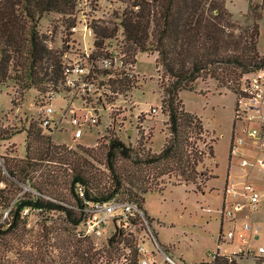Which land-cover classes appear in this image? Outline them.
I'll return each instance as SVG.
<instances>
[{"label":"trees","instance_id":"trees-1","mask_svg":"<svg viewBox=\"0 0 264 264\" xmlns=\"http://www.w3.org/2000/svg\"><path fill=\"white\" fill-rule=\"evenodd\" d=\"M76 5V0H0V86L11 79L12 72L24 90L46 92L63 86V52L48 46L39 32V23L45 15L55 13L65 17L71 28L75 26ZM250 6L246 17L249 23L241 27L227 9L226 0H128L127 9L116 17L118 23L93 25L97 51H103L107 41L116 39L122 28L124 52L133 61L138 53L158 54L157 62L168 79L163 105L169 113L170 139L157 156L147 154L133 161L132 148L113 134L105 148L106 166L114 180L100 189L92 187L88 161L59 151L65 150L62 145L53 144L51 135L40 124L30 123L25 158L3 156L0 166V182L5 184L0 187V211H5L0 215V264H103L105 254L111 258V253L98 250L76 228L88 217L86 202L116 200L126 187L129 181L118 173V162H131L137 168L143 164L162 167L168 172L163 174L173 175L180 185L199 182L203 174L197 168L207 153L198 143L206 130L199 117L181 107L179 93L194 91L199 80H213L219 87L238 91L244 76L264 69V57L258 51L262 6ZM231 83L238 85L234 88ZM115 84L123 85L122 93L134 87L127 80H113L111 85ZM13 136L15 133L0 126V140L8 141ZM208 151L213 158V146ZM59 161L73 172L69 185L73 203L59 195L55 174H47L49 167ZM37 173L42 175L40 180L35 177ZM22 185L30 192L19 196ZM142 185L135 187L137 193L131 192L130 197L144 212L145 196L158 188ZM35 212L42 221L31 226L30 217ZM53 213L63 216L60 223L50 216ZM123 235L124 231L119 230L109 240V247ZM133 264H137L136 255ZM211 264L237 262L217 257Z\"/></svg>","mask_w":264,"mask_h":264},{"label":"rangeland","instance_id":"rangeland-1","mask_svg":"<svg viewBox=\"0 0 264 264\" xmlns=\"http://www.w3.org/2000/svg\"><path fill=\"white\" fill-rule=\"evenodd\" d=\"M252 3L262 6L259 10L263 17L259 21L258 51L264 57V0H226V7L233 14L236 23L246 27L249 23L246 17H249L247 15L250 14ZM76 4L73 15L75 26L87 23L94 31L95 24L108 22L112 26V23H118L119 19L116 17L127 9L128 0H76ZM39 32L45 37L51 49L63 52V59L64 55L71 51H97L94 46L95 34L94 37H90L81 30L72 32V27H67L66 18L55 13L47 14L42 18ZM124 44L123 29L120 28L116 39L107 41L103 51H116L124 54L127 61H133L124 52L126 51ZM157 59V53L137 54L133 61L137 65L135 79L130 81L134 87L129 92H121L123 95L117 97L119 102L108 99V104L116 103L118 107L111 111L107 109L100 124L87 129L82 139L75 141L63 133L50 134L53 144L62 145L61 147L65 149L59 151L71 158L80 157L82 162L88 161L91 164L90 167H86L93 178V188L99 186L103 189L113 183V174L106 166L105 148L111 136L116 135L132 148L133 161L144 159L147 154L157 156L170 139L167 126L169 113L163 105V99L167 97L165 90L168 79L164 76ZM10 75L11 79L0 86V126L9 129L15 133V136L8 141L0 140V157L24 159L30 123L39 126L40 107L44 104L46 96L51 92L62 94L65 89L60 84L58 89L50 88L46 92L37 89L24 90L13 79L15 73L12 72ZM101 77L100 79H109L107 75ZM118 80L124 81L120 78ZM231 85L235 88L238 84L231 83ZM122 86L111 85V89L120 91ZM235 92L232 89L219 87L216 81L199 80L194 91L185 90L179 93L181 107L184 106L185 111L199 117L206 130L203 141L198 143V147L207 155L198 165L197 169L203 175L197 184L180 185L173 175L163 174L168 173L167 170L162 171V167L158 168L156 165L143 164L137 168L131 162H118L120 169L118 173L129 182L126 183L125 191L120 193L117 201L131 202L130 193H137L135 187L140 186L142 182V188L157 186L155 189L158 188V191L148 193L142 206L150 224L147 225L145 222L125 224L115 220L105 225L101 235L88 237L98 250L105 249L107 253H111L112 256L108 255L111 258H107L105 254L103 264L107 260L109 264H133L136 255L134 249L140 243H145L150 248H154V243L159 246L160 252L168 255L177 264L212 262L211 255L217 252L221 228L226 233L234 228L231 223L226 222L222 225L218 212L223 203L227 174L230 171L233 181L237 183H242L246 179L245 173L240 169V159L234 158L231 163L229 162V147L234 128ZM123 100L129 102L122 103ZM53 104L58 108L63 105L60 99ZM154 108L157 109V113L152 112ZM239 129L238 126L237 130ZM211 146L215 151L213 158L208 156V147ZM60 162L63 161L50 166L47 174H55L59 195L73 203L69 193L73 172L68 165ZM82 162L80 164L83 165ZM2 163L0 162V166ZM35 177H39L40 180L42 175L37 173ZM253 178L259 189L264 190L262 182L264 175L256 171L253 173ZM130 182L132 184H129ZM0 187H5V184L0 182ZM22 188L19 196L30 192L28 187L22 185ZM3 214L5 211H0V215ZM50 216L58 223L63 219L59 213ZM41 221L42 217L37 212L30 217L31 226H36ZM249 222L254 227H258L259 239H254L250 232H242L250 241V247L257 252L259 247L264 248V199L259 212L250 217ZM236 227L241 230V220L237 221ZM121 229L124 231L123 237L118 236L113 246L109 247V240ZM76 232L87 237L83 233V224L76 228ZM170 248L173 250H169ZM223 249L229 250V247L225 246ZM240 260L241 264H254L255 261L256 264H264L262 258Z\"/></svg>","mask_w":264,"mask_h":264},{"label":"built area","instance_id":"built-area-1","mask_svg":"<svg viewBox=\"0 0 264 264\" xmlns=\"http://www.w3.org/2000/svg\"><path fill=\"white\" fill-rule=\"evenodd\" d=\"M80 30L94 37V31L87 23L72 27V32ZM136 66V62L127 61L124 54L116 51L66 53L63 59L65 90L62 94L51 92L46 96L44 104L40 107V126L48 134L57 132L69 135L75 141L82 139L87 129L100 124L107 109L111 111L118 107L116 103L108 104V99L119 102L117 97L123 95L119 90L111 89V80L118 78L134 80ZM101 75H107L109 79H100ZM234 95L235 124L229 147V162L231 163L234 158L240 159V169L245 173L246 179L242 183H237L231 182V177H228L223 203L218 212L221 222L231 223L234 228L227 233L222 231L219 242L236 248L231 250L229 255L214 253L211 255L212 262L217 257L228 258L230 262L242 258L259 259L264 254L263 247H259L255 252L243 233L250 232L254 239L259 237L258 227H254L249 218L259 212L264 199V190L259 189L253 178L256 171L264 175V69L244 76L241 86ZM58 99L63 103L59 108L53 104ZM152 112L157 113V109L154 108ZM262 182L264 188V179ZM78 192L84 197L82 187L78 188ZM86 204L88 217L83 222V233L87 237L101 235L105 225L115 220L125 224L137 222L150 224L145 213L134 202L112 200ZM240 220L241 230L236 227L237 221ZM153 247L150 248L145 243L137 245L135 248L137 264H177L168 255L160 252L159 246L153 243Z\"/></svg>","mask_w":264,"mask_h":264},{"label":"crops","instance_id":"crops-1","mask_svg":"<svg viewBox=\"0 0 264 264\" xmlns=\"http://www.w3.org/2000/svg\"><path fill=\"white\" fill-rule=\"evenodd\" d=\"M235 124V123H234ZM234 127V126H233ZM231 177V182H233V177H232V175H231V173H230V171L228 172V174H227V178H226V184H227V181H228V177ZM235 182V181H234ZM226 184H225V186H226ZM222 223V222H221ZM224 223H222V225H223ZM223 231V228H221V231H220V233ZM258 235H259V229H258ZM220 237V236H219ZM259 237H260V235H259ZM259 237H258V239H259ZM219 242V241H218ZM225 246H227V247H229V250H225V249H223V247H225ZM236 247H232V246H229V245H225V244H221L220 242H219V244H218V248H217V252H214V253H220V254H222V255H229V253H230V251L231 250H234ZM169 250H173V249H169ZM260 258H262V259H264V256L262 255V257H260ZM259 258V259H260ZM244 260H246V259H244ZM256 260H258V259H256ZM237 262V264H241V260L238 262V261H236ZM201 263H203V261L202 262H200V264ZM197 264H199V263H197ZM254 264H256V261L254 262Z\"/></svg>","mask_w":264,"mask_h":264},{"label":"water","instance_id":"water-1","mask_svg":"<svg viewBox=\"0 0 264 264\" xmlns=\"http://www.w3.org/2000/svg\"><path fill=\"white\" fill-rule=\"evenodd\" d=\"M0 162H2V158L0 157ZM257 239H258V237H257Z\"/></svg>","mask_w":264,"mask_h":264}]
</instances>
